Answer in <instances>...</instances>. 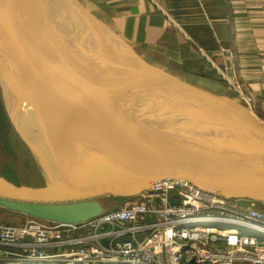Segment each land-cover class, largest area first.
<instances>
[{
  "label": "water",
  "instance_id": "1",
  "mask_svg": "<svg viewBox=\"0 0 264 264\" xmlns=\"http://www.w3.org/2000/svg\"><path fill=\"white\" fill-rule=\"evenodd\" d=\"M0 90L13 122L18 112L29 122L49 180L0 175L4 209L81 223L107 211L105 196L179 179L264 212V122L88 27L62 0H0Z\"/></svg>",
  "mask_w": 264,
  "mask_h": 264
},
{
  "label": "built area",
  "instance_id": "2",
  "mask_svg": "<svg viewBox=\"0 0 264 264\" xmlns=\"http://www.w3.org/2000/svg\"><path fill=\"white\" fill-rule=\"evenodd\" d=\"M230 85L252 105L235 80ZM242 228L264 233V212L164 179L85 222H0V247L9 264H264V238Z\"/></svg>",
  "mask_w": 264,
  "mask_h": 264
},
{
  "label": "crops",
  "instance_id": "3",
  "mask_svg": "<svg viewBox=\"0 0 264 264\" xmlns=\"http://www.w3.org/2000/svg\"><path fill=\"white\" fill-rule=\"evenodd\" d=\"M62 1L88 27L173 66L182 78L202 79L211 91L240 98L230 85L235 80L252 97L251 111L264 122V0ZM7 216L0 213L1 222ZM242 230L264 238V233ZM6 250L0 247L4 261L9 260Z\"/></svg>",
  "mask_w": 264,
  "mask_h": 264
},
{
  "label": "rangeland",
  "instance_id": "4",
  "mask_svg": "<svg viewBox=\"0 0 264 264\" xmlns=\"http://www.w3.org/2000/svg\"><path fill=\"white\" fill-rule=\"evenodd\" d=\"M116 42V41H115ZM146 58L145 56H143ZM151 63L161 67L177 76L179 71L174 69L173 66L167 63H158L157 61L148 58ZM231 98L241 99V101L250 108V102L245 100L240 96L237 97L235 94H231L228 91L222 92ZM0 175L7 179H12L16 181L19 185L29 186V187H39L44 186L48 183V178L43 172L39 161L33 153L30 145L26 141L29 139V131L21 123V120L17 117L15 122H13L12 117L2 96L0 90ZM20 120V123L18 122ZM26 123V122H25ZM29 124V123H28ZM28 131V132H27ZM54 162V160H53ZM107 210H112L121 202L115 197L105 196L102 198ZM0 206V213H7V220L4 223H14V224H24L31 219L30 216L22 215L20 213H10ZM3 259L0 262L6 263ZM45 264H52L47 263Z\"/></svg>",
  "mask_w": 264,
  "mask_h": 264
},
{
  "label": "bare ground",
  "instance_id": "5",
  "mask_svg": "<svg viewBox=\"0 0 264 264\" xmlns=\"http://www.w3.org/2000/svg\"><path fill=\"white\" fill-rule=\"evenodd\" d=\"M21 114H22V113L18 112V115L20 116L19 119L21 120V123H22V124H23L24 121L26 122V123L24 122V124H25L24 126L26 127V130H28V131L30 132V126H29L30 124H28L29 122L25 119V117L22 118ZM20 120L18 121L19 123H20ZM22 121H23V122H22ZM28 131H27V132H28ZM32 134H33V133H32ZM52 161H53V160H52Z\"/></svg>",
  "mask_w": 264,
  "mask_h": 264
},
{
  "label": "trees",
  "instance_id": "6",
  "mask_svg": "<svg viewBox=\"0 0 264 264\" xmlns=\"http://www.w3.org/2000/svg\"><path fill=\"white\" fill-rule=\"evenodd\" d=\"M1 109V108H0ZM1 112H2V110H0ZM10 181H12V182H14V183H16V184H18L16 181H14V180H12V179H9ZM115 198H117V197H115ZM119 201H124L125 200V198H117ZM0 264H3L2 262H0ZM5 264V263H4Z\"/></svg>",
  "mask_w": 264,
  "mask_h": 264
}]
</instances>
